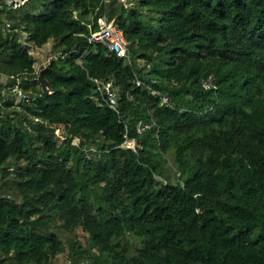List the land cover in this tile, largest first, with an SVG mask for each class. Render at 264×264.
Returning <instances> with one entry per match:
<instances>
[{"label":"trees","instance_id":"trees-1","mask_svg":"<svg viewBox=\"0 0 264 264\" xmlns=\"http://www.w3.org/2000/svg\"><path fill=\"white\" fill-rule=\"evenodd\" d=\"M132 2L0 1V264H264V0Z\"/></svg>","mask_w":264,"mask_h":264},{"label":"built area","instance_id":"built-area-1","mask_svg":"<svg viewBox=\"0 0 264 264\" xmlns=\"http://www.w3.org/2000/svg\"><path fill=\"white\" fill-rule=\"evenodd\" d=\"M3 5L8 8L16 9L23 5L27 0H0ZM108 1V0H107ZM123 2L122 0H119ZM90 42H102L104 43L111 51H114L120 57L128 58L130 57V42L127 39L125 33L117 26L114 19L109 20L106 15H102L98 18V28L92 32L90 37ZM96 88L100 97V100L113 107H117V98L114 90L112 88L111 81H102L100 79H95ZM138 84H141V81H138ZM203 85L206 88H210L214 85V76L209 77L203 81ZM163 103H169L170 98L168 95L162 96ZM151 125H144L141 121L139 123L138 130L141 131L146 127ZM143 128V129H142ZM78 141V139H77ZM128 147L135 149V141L128 140L126 142ZM82 264H85L84 262Z\"/></svg>","mask_w":264,"mask_h":264},{"label":"rangeland","instance_id":"rangeland-1","mask_svg":"<svg viewBox=\"0 0 264 264\" xmlns=\"http://www.w3.org/2000/svg\"><path fill=\"white\" fill-rule=\"evenodd\" d=\"M124 3L132 4L131 0H122ZM23 41L29 45V49L31 53L35 56L36 58V63H35V69L37 71H41L53 58L54 52H53V44L54 41L51 39L47 44H45L43 47H37L34 44L26 42V36L23 38ZM7 82V77L3 76L0 74V83H6ZM18 87H12L8 86L4 88L3 90L0 89L3 93H9L11 97L15 99L16 103H19L20 101V93L17 92ZM57 132L62 135L63 134V129L62 127H59L57 129ZM69 248V247H68ZM54 264H72V259L69 250L66 252L59 254L53 261Z\"/></svg>","mask_w":264,"mask_h":264},{"label":"water","instance_id":"water-1","mask_svg":"<svg viewBox=\"0 0 264 264\" xmlns=\"http://www.w3.org/2000/svg\"><path fill=\"white\" fill-rule=\"evenodd\" d=\"M78 17L80 20H82L85 24L87 25H92L93 20L92 19H87L83 16L82 12H78ZM38 81L41 84V88L44 93H51V85L48 79L45 78L43 71L41 70L39 72L38 76Z\"/></svg>","mask_w":264,"mask_h":264},{"label":"clouds","instance_id":"clouds-1","mask_svg":"<svg viewBox=\"0 0 264 264\" xmlns=\"http://www.w3.org/2000/svg\"><path fill=\"white\" fill-rule=\"evenodd\" d=\"M131 2H132V0H131ZM26 3V2H25ZM126 60H128V58H125ZM129 60H130V57H129ZM43 70V69H42ZM138 127H139V125H138Z\"/></svg>","mask_w":264,"mask_h":264}]
</instances>
